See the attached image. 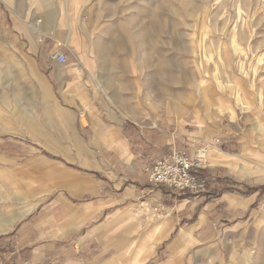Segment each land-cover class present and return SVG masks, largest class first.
<instances>
[{
  "label": "rangeland",
  "instance_id": "rangeland-1",
  "mask_svg": "<svg viewBox=\"0 0 264 264\" xmlns=\"http://www.w3.org/2000/svg\"><path fill=\"white\" fill-rule=\"evenodd\" d=\"M58 48L67 54L64 64L53 58ZM39 77L52 99H43ZM77 89L85 90L91 112L72 100ZM102 116L122 120L108 123L120 161L130 156L125 137L138 125L145 135L134 141L136 162L180 148L178 135L191 131L205 129L207 141L218 137L226 147L254 123L263 129L264 0H0V264H130L142 241L170 219L166 209L104 211L48 248L46 224L62 211L45 210L47 198L16 215L20 196L40 184L27 181L28 163L54 159L91 171L97 155L89 145L106 140L97 137L106 123L93 120ZM260 194L249 214L210 218L193 233L195 242L170 250L179 228L146 264H264V185ZM27 223L34 241L23 247L16 233Z\"/></svg>",
  "mask_w": 264,
  "mask_h": 264
},
{
  "label": "crops",
  "instance_id": "crops-1",
  "mask_svg": "<svg viewBox=\"0 0 264 264\" xmlns=\"http://www.w3.org/2000/svg\"><path fill=\"white\" fill-rule=\"evenodd\" d=\"M48 28L47 25L44 29L46 33ZM39 80L43 99H52L48 84L43 78L39 77ZM71 97L74 102L84 106L88 112L92 111L84 89H77ZM93 120L95 123H106L102 125L101 130L106 134L100 133L97 136L99 138L104 136L106 140L102 141L103 144L95 142L89 145V152L97 155L91 159L93 167L90 172L84 171V167L72 168L54 159H49L39 165L28 163L25 167L27 181L30 182L28 179L33 176L38 181L36 183L40 184L33 186V192L30 195L20 196L22 202L16 209V215H27L29 210L36 208L38 201H43L37 206L40 207L45 204L43 199L47 198L46 202L50 201V203L45 210L57 208L62 211L60 218L53 219L46 224V238L48 243L52 242L48 248L55 246L58 242L67 241L66 239L72 233H80L87 226L88 220L99 218L100 213L104 211L111 212L112 216L116 213L129 216V213L136 210L149 214L161 212L164 209L169 210L170 219L166 218L159 223L154 231L142 241L130 263L146 264L155 254L157 244L167 240L179 228L181 229L177 232L170 250L175 245H184L189 241L195 242L193 233L201 230L210 218L222 221L249 214L252 205L263 195L260 194V188L264 185V171L259 170L258 153L264 148V128L256 129L255 123L249 131L241 134L239 139L230 137L228 141L231 143L226 141L228 144L224 146L225 148L220 144V146L211 144L209 153L212 163L208 169L201 172L203 176L211 180L210 188L206 193L194 195L189 192L174 193L168 187L156 186L149 181L146 168L162 152L152 154V157L149 154L136 162L139 159L138 155L132 151L134 141L140 139L141 134L145 133L140 125L137 126L138 129L134 128L133 131L127 133L130 135V140L126 137L125 139L130 149V156L127 155L120 161V150L116 148V143L110 140L114 134L115 125L108 123L122 120L110 116H102V119L94 117ZM207 137H209V132L200 129L183 136L178 135L175 142L171 137L170 140H165L164 145L174 142L180 148H189L191 154H194L197 146L206 141ZM256 137H259V140ZM211 143H213V138ZM154 146L159 148L158 143ZM166 149L171 148L166 146ZM100 153H106L109 156H100L102 155ZM116 154L119 159H116ZM261 167L264 168L263 165ZM100 169L103 173H100ZM72 221H74L73 229L70 224ZM97 225L100 223L97 222L95 226ZM34 226L38 234L40 225L34 224ZM78 226H80L79 229ZM31 227V223H27L21 226L16 233L17 240L23 247H27L34 241L31 235L33 231H30ZM1 228L0 233L5 230V227ZM88 235H93L92 229ZM38 237L41 239L40 235ZM63 249L66 250L67 247ZM160 264H171V261L167 260Z\"/></svg>",
  "mask_w": 264,
  "mask_h": 264
},
{
  "label": "built area",
  "instance_id": "built-area-1",
  "mask_svg": "<svg viewBox=\"0 0 264 264\" xmlns=\"http://www.w3.org/2000/svg\"><path fill=\"white\" fill-rule=\"evenodd\" d=\"M52 55L59 64H64L68 60L67 54L61 48L54 50ZM84 119H87V116L80 113L83 125ZM220 143L221 139L214 137L213 143L206 140L199 144L194 154H191L189 148H174L161 154L146 168L149 181L156 186L168 187L174 193L189 192L194 195L206 193L211 180L201 172L211 165L207 157L208 148L211 144Z\"/></svg>",
  "mask_w": 264,
  "mask_h": 264
},
{
  "label": "bare ground",
  "instance_id": "bare-ground-1",
  "mask_svg": "<svg viewBox=\"0 0 264 264\" xmlns=\"http://www.w3.org/2000/svg\"><path fill=\"white\" fill-rule=\"evenodd\" d=\"M46 21L49 22V19H46ZM34 27H35V29H36L37 31H39V32L41 31V25H40V24H35ZM43 35H46V33H44V31H43ZM166 78H167V77H166ZM208 153H209V152H208Z\"/></svg>",
  "mask_w": 264,
  "mask_h": 264
}]
</instances>
